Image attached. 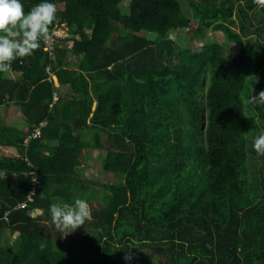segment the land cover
<instances>
[{
	"label": "trees",
	"instance_id": "16d2710c",
	"mask_svg": "<svg viewBox=\"0 0 264 264\" xmlns=\"http://www.w3.org/2000/svg\"><path fill=\"white\" fill-rule=\"evenodd\" d=\"M55 3L50 33L69 37L0 73V108L15 109L0 117V264H264V7ZM87 149L123 181L97 189L79 172ZM76 198L96 205L66 236L49 206Z\"/></svg>",
	"mask_w": 264,
	"mask_h": 264
},
{
	"label": "clouds",
	"instance_id": "9594fccd",
	"mask_svg": "<svg viewBox=\"0 0 264 264\" xmlns=\"http://www.w3.org/2000/svg\"><path fill=\"white\" fill-rule=\"evenodd\" d=\"M257 3L264 7V0H257ZM56 20L55 0H40L27 12L22 0H0V73H9L14 61L33 55L47 43L51 39L50 26ZM253 100L264 103V91ZM252 146L257 154L264 155V132L254 138ZM90 211L85 198H76L71 204L53 202L49 206L57 228L76 230L86 223Z\"/></svg>",
	"mask_w": 264,
	"mask_h": 264
},
{
	"label": "rangeland",
	"instance_id": "374dc122",
	"mask_svg": "<svg viewBox=\"0 0 264 264\" xmlns=\"http://www.w3.org/2000/svg\"><path fill=\"white\" fill-rule=\"evenodd\" d=\"M231 26L233 27V29L235 31H237V32L241 31L238 24L231 25ZM169 35L171 37L177 39L182 45H186L188 35H186L185 31L172 32ZM208 35L210 36L211 39H216L217 41L225 43L227 49L231 48L232 43L226 39V37L223 33L215 32L212 29H210ZM191 44L193 45L195 51H200L201 47L204 45V41L198 40V41H196V43H191ZM249 44H250V41L247 42L246 46H249ZM8 74L10 75L11 73H8ZM55 82L58 83L56 78H55ZM96 105H97V100L95 98V101L93 102V108L92 109H95ZM2 108H0V117H3L4 119L12 120L14 117V113H15L14 106L12 105L11 107H9L7 113H6V111L5 112L2 111ZM83 133H84V136L89 137V131L84 130ZM102 138L105 139L106 136L103 134ZM9 151L14 153V151H12V150H9ZM101 155L102 154L100 152L95 151L93 149L85 150V159L82 161V165H81V168L79 170V172L81 174H83L86 178L94 179L95 181H98L99 184L97 183V186H98V187H96L97 189L103 188L104 184L123 181L122 177H120L118 175H114L112 173H106L104 171L103 160L100 157ZM95 205H96V203L95 204L89 203L91 211H90V216L87 220L91 219V213H92L93 207ZM33 215L34 216H40V215H42V211L35 210V211H33ZM80 228L85 229L81 225L76 229V231L79 230ZM90 229H91L90 227L86 228V230H89V231H90ZM71 231H74V229L68 228L66 231V236L70 235ZM15 237H17V236H14V238Z\"/></svg>",
	"mask_w": 264,
	"mask_h": 264
},
{
	"label": "built area",
	"instance_id": "2783aa9c",
	"mask_svg": "<svg viewBox=\"0 0 264 264\" xmlns=\"http://www.w3.org/2000/svg\"><path fill=\"white\" fill-rule=\"evenodd\" d=\"M68 37V27L66 25H57L51 34V39L47 43H45V49L50 52L54 51L56 43ZM68 45H72V42H70ZM38 134L39 132L35 133L33 137H36ZM35 181L37 180L35 179ZM29 199L31 200V198Z\"/></svg>",
	"mask_w": 264,
	"mask_h": 264
},
{
	"label": "crops",
	"instance_id": "0c3cea01",
	"mask_svg": "<svg viewBox=\"0 0 264 264\" xmlns=\"http://www.w3.org/2000/svg\"><path fill=\"white\" fill-rule=\"evenodd\" d=\"M38 211V210H37Z\"/></svg>",
	"mask_w": 264,
	"mask_h": 264
}]
</instances>
